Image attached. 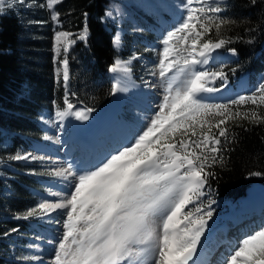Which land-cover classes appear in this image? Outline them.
I'll list each match as a JSON object with an SVG mask.
<instances>
[{
	"label": "snow or ice",
	"instance_id": "6c2138e0",
	"mask_svg": "<svg viewBox=\"0 0 264 264\" xmlns=\"http://www.w3.org/2000/svg\"><path fill=\"white\" fill-rule=\"evenodd\" d=\"M57 2L47 0V7L51 9ZM192 2L187 0L184 7ZM204 11L190 9L163 40L159 76L174 75L146 129L87 171L74 173L71 164L56 171L57 177H71V191L62 200L44 201L38 209L23 214L26 219L57 209L65 211V231L55 249V264H144L149 255L153 257L151 264H189L193 260L207 225L205 216L210 218L212 212L201 214L200 207L194 212L186 209L203 194L212 175L206 167L220 162L221 138L224 142L230 139L228 122L241 118L264 123V117L255 110L250 115L231 110V105L249 102L264 105V83L251 95L227 104L204 102L206 94L217 91L208 86L209 82L226 77L223 71L197 70L196 66L207 64L210 54L227 43L224 39H205L213 27L219 31L224 21L214 22L212 16L197 14ZM52 18L55 20L56 14ZM68 35L56 34L57 52L61 39ZM229 51L235 54V49ZM63 64L67 80L68 61ZM110 71L127 74L129 69L126 62L117 60ZM117 80L122 82L123 77ZM176 81L179 85L174 88ZM122 90L113 85V92ZM72 108L68 103L66 110L56 113L57 119L69 114L87 119L84 111L73 113ZM9 159L38 158L17 154ZM238 260L240 264H264V226L238 241L226 264H238Z\"/></svg>",
	"mask_w": 264,
	"mask_h": 264
},
{
	"label": "trees",
	"instance_id": "16d2710c",
	"mask_svg": "<svg viewBox=\"0 0 264 264\" xmlns=\"http://www.w3.org/2000/svg\"><path fill=\"white\" fill-rule=\"evenodd\" d=\"M33 1L43 5L46 0ZM108 2L58 0L51 9L41 5L35 9L34 17L43 23L41 25L55 26L59 21L61 25L55 26L59 30L74 34L84 29L88 32L86 45L83 40H78L68 53L59 57V67L62 61H68L70 76L66 84L62 72L58 82L53 84L44 70L38 71L39 64L29 60L28 54L24 53V46L38 45L39 40L25 37L27 28L23 13L10 6L0 17V126L16 132L11 136L10 152L31 147V136L40 135L41 128L34 120L38 110L48 108L53 113L57 108L75 102H82L90 109H100L110 100L113 88L110 69L114 59L120 53L128 55L131 51L120 52L113 45L103 21ZM204 3H209L210 7H203L205 11L198 15L212 16L214 22L224 21L219 31L213 27L205 39H224L227 43L219 50L235 49L238 53L237 58L208 70L223 71L226 77L223 80L216 78L209 85L221 87L228 81L236 87L242 76H246L251 84L256 83L258 74L264 71V0H204ZM209 8H219L220 11L206 12ZM53 13L57 14L56 20L52 19ZM107 24L116 26L111 20ZM25 83L28 94L23 92ZM261 83L264 79L258 87ZM256 89L244 96L251 95ZM238 98L229 99L224 104ZM231 110L249 115L255 110L258 116L264 117V105L250 102L231 105ZM227 127L230 139L224 142L221 138L220 162L211 165L209 161L211 166L205 171H211L212 175L207 178L203 194L198 200L194 198L188 209L200 207L209 211L218 205L213 213L217 217L222 215L223 208L247 195L249 188L256 183L264 186V123L237 118L234 122L229 121ZM16 165L17 168L10 171L18 177L14 179L17 193L8 197L6 203L14 211H24L32 203L30 189L42 185L41 178L35 174L36 170L42 169L37 163L16 162ZM10 222L14 227L26 225L23 219L14 218ZM5 263V258L0 255V264Z\"/></svg>",
	"mask_w": 264,
	"mask_h": 264
},
{
	"label": "rangeland",
	"instance_id": "374dc122",
	"mask_svg": "<svg viewBox=\"0 0 264 264\" xmlns=\"http://www.w3.org/2000/svg\"><path fill=\"white\" fill-rule=\"evenodd\" d=\"M186 3L187 0H109L107 8L105 10V15L103 17L105 27L107 28V31L111 34L113 45L118 51L136 50V51H144V52H151V51L153 52L150 58H147L146 61H143L142 63L137 65L136 71L140 74L142 79L151 80L152 84L155 87H157L158 92L163 95L161 97L162 99L159 100L158 103H156V105L159 104V107L163 102V97L167 94L165 89L167 88L168 80H170L171 77L174 75V72H169L167 74V78H163L159 76V70H160L159 61L160 59H162L163 48H164L163 40L165 39V37L169 32L173 31L175 28H177L180 25V23H182L183 19L187 16L188 11L190 9H200L203 7H210L209 3H204V0H193V2L188 5V8L184 7ZM39 5L47 7V0L43 5L37 4L33 0H0V17L7 12V9L10 6H13L17 11L23 13L24 25L27 28L25 37H27L28 39L39 40L38 45H34L31 43L24 46L23 48L25 49L24 53L26 55L28 54L27 57L29 58V60L33 61L34 63H38L39 64L37 67L38 71L44 70L45 76L53 84H55L59 80L60 72H62L64 79V64L62 61L61 67H59V61H60L59 57L68 53L69 50L72 48V46L78 40H83L86 45L88 32L86 29H84L77 34H74L59 30L55 28V26L61 25L59 21L55 22L54 24L55 26H53V24L41 25L43 23H41V21H37L36 18L34 17V14L36 13L35 9ZM209 9H206V12L212 13V11H209ZM163 13H166L168 15L170 13L173 16L171 20L174 21V23L171 26H169L167 29H165L162 32V36L159 37L154 33L155 29L151 25L149 21L150 19L149 17L152 16L154 18L155 16L157 17V15H162ZM108 20H111L113 23H115L116 26L112 27L109 24H107ZM32 30H35L37 33H33ZM58 32L69 34L66 39L65 38L61 39V46L59 52H57V40H56V34ZM82 36L83 39H81ZM122 37H124V39H122ZM151 38H153L154 40L151 41ZM65 48H67V51H65ZM115 62L116 60H114V64ZM220 65L221 64H218L217 66ZM200 66L202 68H199ZM209 67H210L209 65H197L196 69L208 71ZM263 72L264 71H261L258 74V78H257L258 81L260 80ZM69 76H70V71L68 67V79L67 80L64 79L65 84L68 83ZM111 78L113 84H115V80L112 75ZM175 83L173 84V87L175 86ZM226 83L227 81L224 82V85H226ZM24 85H25V89H23V92L28 94V90L26 87L27 84L25 83ZM251 85L248 87L246 86L247 91L236 90L237 97L244 96V94L251 92L253 90ZM208 86L212 87L211 85ZM240 88H241V84H240ZM235 97L236 96H234V98ZM229 99H230L229 97H222L218 99H205L204 102L209 104H224L228 102ZM72 105H73L72 109L74 112L79 108L80 109L83 108L84 110L86 109L93 110L86 107L85 104L82 102H75ZM156 105L155 108H153V110L156 109L154 111L153 117L156 115V113L159 110V107L156 108ZM137 109L138 108H135L133 106H128L127 108H124V110L122 111L123 114H125L127 117L133 120V121L124 120L127 123V125H129V128L131 127L129 129V134L132 135L131 139H134V137L141 134L142 131L146 129V126L150 123V120L153 118V117L151 119L149 118L148 116L149 112L147 111L148 112L147 116H143L142 119H138V121H136L137 120L136 115H134L132 112L140 111L139 109L138 110ZM124 111L126 113H124ZM45 112L46 111L44 110V108L38 110L34 117L35 122L40 126V128L41 127L54 128L52 127V125L54 123H57L55 119L57 118L56 113L51 114L52 117L46 119L44 116ZM77 121L80 122L78 119ZM56 129L59 128L57 127ZM10 131H11L10 129L0 126V184L2 185L0 187V255L2 257L4 256V258H6L7 260H12L16 263L18 262L19 264H39V262L44 257L51 259L52 264H55L54 261L55 249L58 246V242L62 237L63 232L65 231L64 228V223L66 221L65 211L62 210L61 212H59L60 213L59 215L51 216L50 219L45 218L46 214H38L25 219L23 218V214H25L27 211L33 208L38 209V205L44 201L57 202L58 200L64 199V197L68 194V192L71 191V177L65 178V177H57L54 175V173L59 170V167H56L57 163L64 164V160H62L59 157V155L56 153L58 152L60 147L57 146L55 143H52L53 139L52 137L49 136V133L46 132L44 134L40 133V135H35L33 137L31 136L30 138L31 147H34V149L37 148V150H35V152L32 155L31 154L30 155L35 156V153L38 154L37 158L39 160L36 162L38 166L41 167L42 170L40 171L36 170L35 174L37 175V177L41 178L42 185L37 188L33 187L30 189L32 196V203L29 206H27L24 211L12 210L11 207L6 203V199L17 193V189L14 185V179H18V177L16 176L17 174L11 172L10 170H15L17 168L16 162H20V160L16 161V160H11L9 158L17 154L21 155L23 148H20L19 150L13 153L10 152V149L12 148L11 135L14 134L13 132ZM42 149H45L46 151ZM49 149H52L53 152L50 155L47 154L50 152L48 151ZM64 150L65 149L63 147L62 151ZM53 183H57L59 186H62L64 188L68 187V190L67 189L57 190L54 188ZM43 186L47 188L48 194H52V195H47L46 199H44L45 193H42L39 190V188L42 189ZM50 197L54 198V200L48 199ZM218 208L219 206L217 205L213 207L212 210H209L212 212V216L210 218L205 216V219L207 220V225L203 235L200 238V242L207 235L213 232V229H210L209 227L216 226L217 218L213 216L214 215L213 213ZM188 210L193 211L195 209L190 208ZM204 212L207 211L201 210V214H203ZM226 215L227 214L224 213L222 216L225 217ZM14 218L23 219L24 222H28V220L30 219L37 220L35 223L36 227H32L31 225L30 226L17 225L14 227L10 224L11 223L10 221L14 220ZM62 220L64 221V223ZM39 221L47 222L48 224H50L45 227L46 229H50V231H52L50 236H43V234H41V232L46 233L47 230L41 229V227L39 226L41 223ZM60 221L62 222V224ZM54 222L55 223L60 222L59 225L61 226V232L53 233L52 227L55 224ZM13 229H16V231H12ZM40 230H41L40 234L37 235V233H39ZM26 234L30 235L29 238H26L27 240L23 237V235ZM38 238L39 239L41 238L42 240H44V242L37 241ZM11 241L16 242L17 244L12 243L13 246L9 248L10 252L9 254H7V249L4 245L9 244ZM44 250L45 251L49 250L50 253L49 254L42 253V251ZM14 253H16V255ZM5 264H10V263L7 262ZM238 264H240L239 260H238Z\"/></svg>",
	"mask_w": 264,
	"mask_h": 264
},
{
	"label": "bare ground",
	"instance_id": "6f19581e",
	"mask_svg": "<svg viewBox=\"0 0 264 264\" xmlns=\"http://www.w3.org/2000/svg\"><path fill=\"white\" fill-rule=\"evenodd\" d=\"M218 55L219 54L215 56V59L219 57ZM122 60L123 61H120L122 63L126 62V67L129 68L131 61L127 59ZM118 76L123 77L122 82H118ZM113 77L115 79V84H118V87L124 90L112 92L110 100L101 109L84 110L83 108H79L76 111H84L87 119H79L76 116L69 114L61 119L62 126H59L58 123H54L52 125L54 128L51 129L49 136L53 139L52 143H55L60 147L56 153L62 160H64V164L57 163L56 167H59V170L65 169L69 166L68 161L64 158L65 155H63V147L65 149V153L70 155L68 160H70L72 157L74 159L75 157L73 155L78 156L76 159L77 166H82L79 169L81 172H83L93 168L99 160L105 157V155L108 156L109 154L113 153L115 149L119 148L120 146L122 147V141H132L131 136L129 135V125H127L123 118L117 117L119 109L123 106V101L121 99L122 94L130 92H147L151 95H154V97L152 99H148L147 102V104L154 106V108L155 104L162 99L158 94H155L154 92L152 93L149 84L144 85L143 83L138 82L130 73V70L127 74L119 71L115 73L113 72ZM178 85L179 81H176L174 88ZM246 86L247 81L246 79H243L241 81V89H245ZM216 89L217 91L206 94V98H222L226 97L230 93V89L227 86H222L221 88ZM146 107L147 106L143 105L138 109L146 116L149 112L148 116L151 119L156 109L147 110ZM158 107L159 104L156 105V108ZM66 109L67 106L60 109V111H64ZM72 112L74 113L73 109ZM77 119L81 123L78 122ZM57 127L60 129L59 133L56 132ZM64 134L66 136L64 137L67 139L63 137ZM67 142L69 143V146ZM113 144L117 145V147ZM68 148L70 152H68ZM74 148H78L81 151L80 154L77 152H72ZM48 151H50L47 153L49 155L53 153L52 149H49ZM88 163L92 164L84 168V165ZM53 186L57 190L65 189L62 186H58L57 183H53ZM47 195L52 194L45 193L44 199L47 198ZM48 199L54 200V198L51 197ZM244 204H246L247 208L246 210H241ZM62 210L63 209H57L53 212H49L46 214L45 218L50 219L51 216L59 215V212ZM60 222H54L55 224L52 227L53 233L61 232V226L59 225ZM217 222L219 223V226L215 227L211 234L207 235L201 240L198 245V254L193 258L192 261L189 262V264H226V260L230 257V254H234L235 246L237 245L238 241L242 240V238L246 237V235H251L254 233V231L260 230L261 226H264V191L250 195L247 199L242 201L240 205L231 206L229 213L225 217H218ZM42 253L49 254L50 251L44 250ZM152 259L153 257L149 255L145 259L144 264H151ZM39 264H52V260L44 257L39 262Z\"/></svg>",
	"mask_w": 264,
	"mask_h": 264
},
{
	"label": "water",
	"instance_id": "95a60500",
	"mask_svg": "<svg viewBox=\"0 0 264 264\" xmlns=\"http://www.w3.org/2000/svg\"><path fill=\"white\" fill-rule=\"evenodd\" d=\"M263 189H264L263 186H261L260 184L256 183L253 187L249 188L248 192H250V193L253 194V193H256V192L262 191ZM198 251H199V249H198V246H197V252H196V254L194 255V257L197 255ZM194 257H193V258H194Z\"/></svg>",
	"mask_w": 264,
	"mask_h": 264
}]
</instances>
